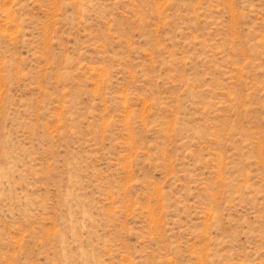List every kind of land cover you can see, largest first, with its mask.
<instances>
[{
  "label": "rangeland",
  "instance_id": "374dc122",
  "mask_svg": "<svg viewBox=\"0 0 264 264\" xmlns=\"http://www.w3.org/2000/svg\"><path fill=\"white\" fill-rule=\"evenodd\" d=\"M0 264H264V0H0Z\"/></svg>",
  "mask_w": 264,
  "mask_h": 264
}]
</instances>
